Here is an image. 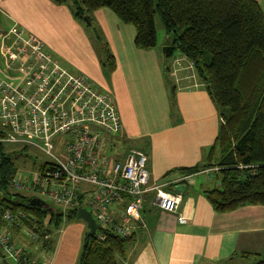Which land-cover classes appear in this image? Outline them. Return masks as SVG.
<instances>
[{"label":"crops","instance_id":"1","mask_svg":"<svg viewBox=\"0 0 264 264\" xmlns=\"http://www.w3.org/2000/svg\"><path fill=\"white\" fill-rule=\"evenodd\" d=\"M255 1L264 14V0ZM92 18L114 57L115 68L109 73L101 65L103 57L89 29L74 19L67 6L50 0H0L4 27L0 76L13 73L9 66L16 46L5 33L16 25L40 40L46 53L64 68L85 75L97 90L113 95L122 123L114 142L146 154L150 186L164 185L181 194L175 213L153 208L148 197L141 211L145 228L136 229L119 260L123 264H255L264 255V205L217 213L206 198L205 191L219 187L215 167H203L222 123L221 110L206 85L195 70L185 71L189 61L183 56L166 72L167 51L136 48L134 27L109 9L96 10ZM186 175L192 176L191 182L182 180ZM183 185L184 191H178ZM65 218L53 232V250L44 254L48 264H78L87 227ZM240 253L250 256L243 258Z\"/></svg>","mask_w":264,"mask_h":264},{"label":"built area","instance_id":"2","mask_svg":"<svg viewBox=\"0 0 264 264\" xmlns=\"http://www.w3.org/2000/svg\"><path fill=\"white\" fill-rule=\"evenodd\" d=\"M5 36L16 51L9 66L13 73L0 76V143L36 148L48 157L42 170L21 176L19 169L9 187L42 205L47 199L64 217L84 208L97 224L94 236L99 241L105 231L126 239L144 229L141 211L148 197L153 208L175 213L181 194L164 185L150 186L146 154L114 142L122 123L113 95L64 68L20 27L13 25ZM188 66L193 68L190 62ZM36 230V217L4 211L0 264H48L44 255L30 257L18 238L39 242Z\"/></svg>","mask_w":264,"mask_h":264},{"label":"trees","instance_id":"3","mask_svg":"<svg viewBox=\"0 0 264 264\" xmlns=\"http://www.w3.org/2000/svg\"><path fill=\"white\" fill-rule=\"evenodd\" d=\"M50 1L67 6L74 19L87 29L97 28L92 24L93 12L109 9L122 23L134 27V46L142 50L156 46L157 16L167 36L165 58L178 52L192 63L210 98L221 110L218 136L203 167L217 168L214 175L219 187L205 191L207 200L217 213L244 205H264V14L255 0ZM99 36L95 43L103 48L101 65L109 73L115 68L114 57ZM6 146L0 143V220L6 210H22L36 217V232L41 239L30 242L28 253L30 257L34 252L50 253L53 232L59 228L62 215L54 213L47 204L30 206L32 195L9 187L19 170L16 158L26 153L28 147ZM45 165L33 170H42ZM69 218H76V212ZM131 239H121L108 231L103 241L94 235L85 238L78 264H123L119 257L125 255ZM255 264H264V255Z\"/></svg>","mask_w":264,"mask_h":264},{"label":"rangeland","instance_id":"4","mask_svg":"<svg viewBox=\"0 0 264 264\" xmlns=\"http://www.w3.org/2000/svg\"><path fill=\"white\" fill-rule=\"evenodd\" d=\"M155 26H156V37H157V42H156V46L155 47H157V50H159L160 52H163V50H164V48H166L167 46H165V42H167V36H166V34H165V32H164V29L162 28V25H161V23H160V21H159V18L156 16L155 17ZM133 27V26H132ZM4 27H3V24H2V22L0 23V30H2ZM96 30L98 31V32H96ZM89 31H90V36H91V38H92V40L94 41V42H96L97 40H98V36L99 37H102L101 39H102V41H103V43H105L106 44V47H107V49L109 50V51H111V49H110V47H109V44L106 42V40H105V37H104V35H103V33L100 31V30H98V28H95V29H92V28H90L89 29ZM97 33H99V35L97 34ZM111 53V52H110ZM100 54L104 57V54H103V48H102V50H101V48H100ZM180 56H182L180 53H178V52H174V55H173V57L172 58H164V61H165V66H166V68H168L169 67V65H172L173 63H174V60L176 59V58H179ZM186 65L188 66V63L186 62ZM184 70V69H183ZM182 70V71H183ZM193 68H188V70H185V71H192L193 72ZM195 74V73H194ZM194 74L193 75H191V78L192 79H194ZM197 75V74H196ZM195 75V76H196ZM170 78H171V81H170V83L172 84V85H174V77L173 76H170ZM7 146V148L8 149H13V148H15V146H12V145H10V144H6ZM135 149V148H134ZM15 155H16V153H15ZM26 155V156H25ZM17 156V155H16ZM46 161H48V157L46 156V155H44L41 151H39L38 149H36V148H32V147H28L27 148V150H26V153H24V154H18V158H16V162H17V165H18V167H19V169L21 170L20 171V175L21 176H27V173H26V171H31V170H33V169H35L38 165H40V164H42V163H44V162H46ZM16 192V191H15ZM44 202H45V204H47V205H49L52 209H53V211H54V213H59V214H61L60 212V210H59V208H58V206L57 205H53L50 201H48L47 199H44ZM62 215V214H61ZM62 219H61V221L63 220V218H65L63 215L62 216H60ZM47 219H49V216L46 218V220ZM66 219V218H65ZM69 220H67L68 222H79V223H81V224H83V222L84 221H82V220H80V219H77V218H72V219H70V218H68ZM65 220V221H66ZM85 223V222H84ZM86 233H87V228H86V231L84 232V239L86 238ZM55 235V234H54ZM22 242V244L24 245V246H26V248L27 249H29L30 248V242H29V240H26L25 239V241H21ZM32 249H33V245H32ZM32 251V250H31ZM34 254L37 256V255H44V254H42V253H35L34 252Z\"/></svg>","mask_w":264,"mask_h":264},{"label":"water","instance_id":"5","mask_svg":"<svg viewBox=\"0 0 264 264\" xmlns=\"http://www.w3.org/2000/svg\"><path fill=\"white\" fill-rule=\"evenodd\" d=\"M168 50V47L164 48V52ZM186 186H182V189H177L178 191H184ZM30 206L32 207H41L42 203L36 198H33L30 202ZM76 218L80 219L85 222L86 227H87V233H86V238H90L94 235V231L97 228V224L95 220L92 218L91 214L87 212L84 208H78L76 211Z\"/></svg>","mask_w":264,"mask_h":264}]
</instances>
